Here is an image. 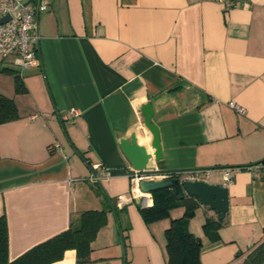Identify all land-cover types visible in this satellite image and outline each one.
<instances>
[{
  "label": "crops",
  "instance_id": "crops-1",
  "mask_svg": "<svg viewBox=\"0 0 264 264\" xmlns=\"http://www.w3.org/2000/svg\"><path fill=\"white\" fill-rule=\"evenodd\" d=\"M21 1L47 9L35 16L39 63L20 74L0 57L25 87L16 92L13 73L0 72V93L18 112L0 122L9 260L76 224L82 211L113 203L119 215L107 213L90 261L67 249L50 264H126L129 255L132 264H166L165 230L184 207L145 222L137 197L118 201L130 195L131 177L108 173L130 168L119 140L135 132L150 154L143 169L179 178L212 169L203 180L228 187L223 218L197 199L187 227L201 241L200 264H239L264 237V0ZM146 102L160 159L143 125ZM223 167L232 168L228 184ZM207 219L221 220L214 238Z\"/></svg>",
  "mask_w": 264,
  "mask_h": 264
},
{
  "label": "trees",
  "instance_id": "trees-1",
  "mask_svg": "<svg viewBox=\"0 0 264 264\" xmlns=\"http://www.w3.org/2000/svg\"><path fill=\"white\" fill-rule=\"evenodd\" d=\"M11 72L14 75L15 91L25 89L20 75L16 70L0 67V72ZM18 116L16 105L12 98L0 93V122L15 119ZM171 177L177 176L176 171H168ZM153 202L150 206L140 209L145 222H153L169 216V211L176 206H183V214L172 219L165 230L166 264H200L199 253L201 241L188 230V221L194 215L198 205L195 196L184 193L176 198L172 187L160 188L152 192ZM102 209H87L81 212L76 224L66 230L40 242L23 252L13 260L8 257V231L4 214L0 216V264H50L60 260L67 249H74L79 262L90 261L91 242L98 230L107 222V213L114 209L119 215L116 204ZM221 220L207 219L203 225L204 231L214 238ZM125 235L122 238L125 240ZM239 264H264V237L253 243Z\"/></svg>",
  "mask_w": 264,
  "mask_h": 264
},
{
  "label": "built area",
  "instance_id": "built-area-1",
  "mask_svg": "<svg viewBox=\"0 0 264 264\" xmlns=\"http://www.w3.org/2000/svg\"><path fill=\"white\" fill-rule=\"evenodd\" d=\"M47 9L45 3L31 4L21 0H0V57L5 60L11 58V63L15 65L17 71L22 74L23 70L39 63L38 44L39 34L36 29L35 16L37 12ZM230 105L240 114L245 113V108L236 102ZM75 116L76 110L71 111ZM264 166V164L262 165ZM252 166H249L251 168ZM212 169L192 170L187 172L185 179L199 180L203 175L211 172ZM224 184H228L233 179L232 168H220ZM131 177L130 195H120L118 201L120 205L138 198L143 207L150 206L153 202L151 193H141L138 182L141 179H153L171 177L170 172L144 171L138 173L134 171Z\"/></svg>",
  "mask_w": 264,
  "mask_h": 264
},
{
  "label": "water",
  "instance_id": "water-1",
  "mask_svg": "<svg viewBox=\"0 0 264 264\" xmlns=\"http://www.w3.org/2000/svg\"><path fill=\"white\" fill-rule=\"evenodd\" d=\"M38 12L36 14V17ZM4 19V18H3ZM0 19V22L3 20ZM143 115V125L148 132L151 133L150 145L154 148V158L160 159L162 157V149L160 144L158 127L152 122L153 108L150 102H146L141 107ZM120 148L129 163V169L126 167L118 169H110V175H131L134 171H156L145 170L144 164L150 157L146 147L139 144L135 132L131 133L128 138H121L119 140ZM264 163V160H263ZM85 164L93 175L97 174V170L93 168L90 161L85 160ZM172 187L174 189L177 199L183 197L184 193L195 196L203 205L209 206L220 214L223 218L229 208L228 187L220 183H210L206 180H189L185 178L163 177L153 179H141L138 182V188L141 193H151L160 188Z\"/></svg>",
  "mask_w": 264,
  "mask_h": 264
},
{
  "label": "rangeland",
  "instance_id": "rangeland-1",
  "mask_svg": "<svg viewBox=\"0 0 264 264\" xmlns=\"http://www.w3.org/2000/svg\"><path fill=\"white\" fill-rule=\"evenodd\" d=\"M129 259L126 260V264H132V258L130 257V255L128 256ZM135 264H142L140 261H136Z\"/></svg>",
  "mask_w": 264,
  "mask_h": 264
}]
</instances>
